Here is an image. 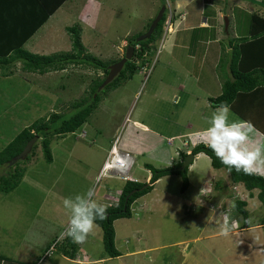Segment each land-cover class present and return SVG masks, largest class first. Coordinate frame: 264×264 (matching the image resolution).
Masks as SVG:
<instances>
[{
	"label": "rangeland",
	"instance_id": "rangeland-1",
	"mask_svg": "<svg viewBox=\"0 0 264 264\" xmlns=\"http://www.w3.org/2000/svg\"><path fill=\"white\" fill-rule=\"evenodd\" d=\"M164 1L167 12L163 32L157 40L150 43L152 44L150 52L143 57L146 59L143 60L145 65L141 67L142 58L133 59L140 69L130 78L122 81L118 87L103 90L97 107L80 128L73 133L52 137L49 144L52 154L50 162L45 161L39 141H35L38 142L37 147L34 148L33 154L29 155V160L25 165L23 162L18 164L25 170L18 185L7 193L0 192V258L4 259L5 264H52L51 261H54L60 253L64 254L60 242L56 243V250L52 255L42 258L46 248L59 238L66 228L68 216L63 208V198L83 193L91 187L95 191L94 198L101 191L107 195L97 202L105 203L101 201H105L106 197L108 200L115 199L117 195L113 192L121 188L120 178L109 174L98 177L100 165L113 140L121 150L127 147L125 149L133 156L137 154L136 164L130 175L140 179V182H143L145 175L144 162L168 165L172 163L170 157L179 160L176 152H186L188 147L191 149L196 137L171 136L180 129L187 131L188 124L196 128L206 123L214 108L209 104L207 109L203 107L207 103L204 87L209 83L211 87L209 91L215 94L219 93L217 85L220 87L221 84L211 85L209 81L206 82L207 78H201V84L197 83L201 90H196L194 86L189 88L192 83L185 80L186 90L177 92L178 89L174 84L184 78L191 81V73L195 67L192 63L194 60L190 59L189 49L192 50L194 46L203 52V55L194 52V56L198 55V62L200 57L203 58L202 66L198 71L205 72L206 68L209 70L214 67L216 72L214 80H220L224 75V66L222 64L217 66L219 53L224 51L220 56L225 60L228 57V50L226 49V53L223 46L226 48L233 37L245 33L250 14L256 13L261 20H264V6L261 0ZM162 2L163 0H69L66 2L70 3L69 9L59 14L64 18L52 19L50 27H45L41 32V37L48 42L42 54L52 55L60 51H69L72 47L70 36L60 27L80 24L81 42L86 48V53L112 64V60L124 55L128 46H133L128 38L145 31L147 22L156 16L163 5ZM75 3L77 4L73 6ZM84 14L90 18L81 22L79 17ZM204 16H208L209 20L202 26H209L210 30L206 34H203L205 31L203 33L192 31L191 28L197 26ZM178 18H181L180 23ZM197 32L201 42L198 40L190 44L188 42L190 36L192 34L196 36ZM174 39L175 41L178 39L177 45L185 46L169 47L170 43L174 44ZM235 43L234 40L233 47ZM55 46L56 49H53ZM24 47L31 49V43L25 44ZM34 47L37 51L40 45ZM229 55L231 56V53ZM186 65L188 68L185 67ZM102 76L101 69L85 64H72L63 70L38 74L24 70L22 61L17 59L0 68V150L23 127L42 116L45 117L51 111H59L65 118L70 117L76 112V109L72 108V103L84 95L87 96L93 81ZM189 91L193 92V95H189ZM175 93L181 95L179 105L171 104ZM134 119L147 124L150 128L158 129V134L136 126L133 124ZM171 142L173 143L169 144ZM182 142H188L189 146H184ZM16 162L0 167V175L7 176ZM191 163L192 160L189 164ZM211 168L214 169L208 159L198 157L191 169L189 168V186L184 191H181V176H167L163 177L153 191L133 203L137 205L143 199H149L152 207L156 208L154 209L156 214L158 215L157 211L162 214L158 221L160 223L157 237L152 236L151 241L157 242V239H160L169 243V239H175L177 235L185 237L196 233L195 226L191 225V219H194L191 212L198 205L187 204L181 212L178 206L174 209L169 208L168 205L164 207L163 201L159 204L154 197L156 195L164 198L168 192L172 195L177 193L178 196L179 191L182 192V198L189 194L194 196L195 181L198 180L195 176L207 175ZM218 172L222 175V180L227 178L224 169L221 168ZM191 176L195 179L192 180ZM217 179L219 187L216 189L220 191L226 188L222 180ZM228 180L230 181V178ZM198 185L199 187L203 185L202 188L208 187V181L205 180ZM236 197L245 200L248 196L236 195ZM203 198L207 197L201 194V199ZM248 201L250 206L248 218H252L249 225H252L262 217L264 206L256 197ZM209 211L210 209H207L204 212L208 215ZM188 218L190 221L184 231L181 229L182 225L176 222L181 220L185 222ZM114 228V245L123 253L125 249L123 241H119L117 236L120 231L121 234L124 232L121 228H125V225L119 227L115 225ZM147 232L145 231L144 234ZM263 232L264 229H251L247 237L258 241L259 236L264 237ZM233 238L234 236L230 234L228 237H215L207 243L221 248V254L242 251L246 254V259L240 260L238 264H251L257 249L243 242L233 243ZM97 248H100V252H104L101 241ZM163 252L170 261L177 262L181 258V254H178L174 247L160 250L161 254ZM135 259L140 261V258L135 256H119L103 264H134Z\"/></svg>",
	"mask_w": 264,
	"mask_h": 264
},
{
	"label": "crops",
	"instance_id": "crops-1",
	"mask_svg": "<svg viewBox=\"0 0 264 264\" xmlns=\"http://www.w3.org/2000/svg\"><path fill=\"white\" fill-rule=\"evenodd\" d=\"M17 1L19 4L23 2V0H17ZM54 1L55 0H53L49 3V5L53 6L54 9L51 13H49L46 16L47 19L42 21L38 27H35L34 29H27L25 33H22V30L18 31V29H19L18 27L14 28L15 26L9 24L8 22H7L8 23L7 25H3L4 24V21H3L2 22L3 26H0V48L3 46V45H1V43L4 42L5 40L9 39V41H10V40H12L13 37H15V38L21 37V38H18L19 42L16 40H13V42L14 43L17 42L18 44H16V45H21L27 51L30 50L29 52L32 51V53L45 55L42 53L45 52L44 50L48 46V42L41 37V32L43 31V29L45 27L46 28L50 27V22L52 21V19L59 18L60 20H62L64 17H62L59 14L61 12H63L64 10L69 9V4H70V3H66L69 0H64L60 4H58L57 7H54V5L57 4ZM76 4L77 3H75L73 6H75ZM41 5L45 6L46 4H41ZM64 5H66V6L63 8ZM20 11H21L20 13L16 12L17 15H14V14L12 15V16H16L14 18V20L15 19H22L24 21H33L37 17H39L40 15H42L44 13L43 7L42 8L37 7L35 9L24 11V4H23V7ZM25 13H27V14H25ZM88 18H90V16H87L84 14V15H81L79 17V20L81 22H85L86 19H88ZM180 19L181 18L177 19V20H179V23L181 21ZM208 20H209L208 16H204L201 19V21L198 23L197 26H195L194 28L190 27L191 30L192 31L197 30L199 33H203L205 31L203 34H206L207 31L210 30V29H208L210 27L209 26H202V25L204 22H207ZM208 24H209V22H208ZM179 25H181V24H179ZM69 27H70L69 25L62 26V27H60V29H62L63 32L66 35H68L69 34V32H68ZM79 27H80V33H81L82 27L80 24H79ZM198 32L196 33V36H193V34L190 36V39L188 41L190 44L192 42L193 43L198 42V40H200V42H201V39H199L197 37ZM193 33H195V32H193ZM175 34H176V31H175ZM174 41H175V39H174ZM176 41H178V39H176ZM176 41L174 42V44L170 43L169 47L170 46L179 47L181 44L177 45ZM215 41L218 42L219 39H217V40L215 39ZM29 42L31 43V49L32 50L26 49L24 47V45L29 43ZM34 45H40V47L37 49V51H36V48L34 47ZM181 46H185V45L183 44ZM226 46H227L226 48L224 46H223V48H224L226 53H227L226 49L228 50L227 60L223 59L220 56L221 54L223 55V53H224V51H222L221 53H219L220 59L218 60V64H217V66L220 64H222L224 66L223 67L224 68V75H223V78L220 80H218V79L214 80V74L216 73L214 70V67L210 68L209 70L206 68L205 72H203V71L199 72L198 69H200V67L202 66V63H203L202 59L203 58L200 57V60L198 62L197 61L198 55L194 56V54H195L194 52L196 51V53L199 55L200 54L203 55V52H201L199 50V48L198 49L194 48V46H193L192 50L189 49L190 50L189 51L190 59L194 60V62H192V63L195 67L191 73V77H190L191 81H188L186 78H184V79L178 80L174 84L175 87L178 89L177 92L182 91V90L183 91L186 90L187 86L185 84V80L187 82L192 83V85L190 84L189 88H192V86H194V88L196 90H201L197 86V83L201 82L200 81L201 78H207L206 82L209 81L211 83V85L212 84L217 85V83H220L222 85V83L230 77V69H229L230 45H229V43ZM56 47L57 46H55L53 49H56ZM222 60L224 62H221ZM185 67L188 68L187 65ZM194 72H195V75L193 76ZM33 73H35V72H33ZM259 75L261 76V72L259 73ZM209 77H210V79H209ZM210 88L211 87H210L209 83H206V87H204V92H205V96L207 97V103L205 106H203L204 109H207L208 104L210 105V107L214 108L211 101H209V98L216 97L221 92V86L218 87V85H217L219 93H215V94H213L209 91ZM199 94H201V93H199ZM189 95H193V92L189 91ZM180 98H181V95L180 94L176 95V93H175V96L173 95V97H172L173 102H171V104L179 105ZM234 106L237 109L236 111L231 110V112L234 114V117H239L242 120L250 121L254 125L255 129L257 130V134H256L255 138L257 140L264 141V135L261 132V130L264 128V84L261 87L255 88L253 94H245V95L239 96V98L235 101ZM133 124L143 128L144 130L151 131L154 134H158V132H159V131H157L158 129L150 128L147 124H145L139 120H136V119L133 120ZM202 125L203 126H197L196 128H194V125L188 124V128H187L188 130L187 131L186 130L183 131L180 129L174 136H171V137H185V136L196 137L194 139L195 141L192 144V146H194L195 144L201 142V138L198 137L197 135H195V133L206 128L207 123H202ZM172 143L173 142H171L169 144H172ZM182 143L184 146H189L188 142H182ZM125 148L127 149V147H125ZM125 148L123 147L122 149H124V151H127ZM190 151H191V149H190V147H188L186 152H184V151L176 152V154H178V156H179V160H176L175 157H170V160L172 163L171 164L168 163V165H167V163H158L159 165L158 164L154 165V164H151L149 162H144L143 165L145 163H149L156 168H163V167L172 166V165L176 164L177 162L182 161L183 158H185V157H183V155L190 153ZM135 156H133V164L131 166L130 172L133 169V166L136 164V157ZM198 157L206 158L211 163L210 158L206 154L205 155H198V154L194 155L193 159H192V163L187 167L188 168V170H187L188 178L190 176V174L188 173L190 171L189 168L191 169V167L195 163V160ZM219 169H221V168H218V169L214 168L212 170H209L207 175L201 176V174H197L195 176V177H197L198 180L195 181L196 193L194 194V196H190L191 194H189L188 196H185L184 198H182L181 197L182 192L179 191L180 193L178 196H177V193L172 195L170 192H168L167 195L164 196V198L160 197V196H156V195L154 197V200L157 201V203L159 202V204L161 203V201H163L164 207H166L168 205L169 208L171 207L174 209V207L178 206V208L181 209V212H182L183 207L186 208L187 204H190V203L193 204L194 203L195 205H198V207L195 206L194 211L191 212V215L194 218V219H191V225L195 226V228H196L195 234L187 235L185 237H180L179 235H177L175 239H169V243H165L164 241H161L160 239H157V242L151 241L152 236L157 237L156 236V234L158 233L157 229L159 228V223H160V222L158 223V221L162 217V214L160 215L159 211L156 210L158 213V215H157L155 210H154L156 208L152 207V205L149 203L151 201L149 199L145 198V199H143V201L141 203L139 202L137 205L133 204L131 206V210H133L131 217H129V218H127V217L118 218V219H115L113 221V227L115 225L117 227H119V225H122V224L125 225V228H121L124 232L121 234V231H120L118 233V236H117L119 241H123V245H124L125 249H124L123 253L119 252V255L115 256V257L135 256L136 258H140V261L138 259H135L134 264H148V263L149 264H238L240 262V260L246 259V254L242 253V251H238V252L234 251L233 253L229 252V253L221 254V252H220L221 248H217L216 246H214L212 244L210 246L207 243L208 241H210L211 239H213L215 237H221V235L218 234L217 225L223 221L225 213H227L234 220L240 219V217H242L241 215H239L237 213V211L234 208H231V204L234 202L235 198H239V197H236V195H242V196L247 195L248 196L244 201L246 202L245 208L249 214L250 213V208H249L250 206H249L248 200L253 199L255 197L257 198V192H258L257 189H256L257 191H255V189H254L250 193V191H248L244 188L242 183H234V182L229 181L228 180L229 174L226 170H225L226 171L225 177H227V178H225V180H222L221 179L222 175H219V172H218ZM144 170H145V175H143L144 176L143 182L144 181L147 182L150 179L151 171L147 167H145ZM130 172H129V175H130ZM167 176L173 177V176H179V175L167 174L166 176L165 175L161 176L160 178H158L154 182L153 188L151 191H153L156 187H158V184L162 181L163 177H167ZM115 177H117V176H115ZM191 177H192L191 178L192 180L195 179V178H193V176H191ZM129 178L132 180L138 179V178H134L131 175L129 176ZM217 178H220L222 180V182L226 185V188H224L223 190L220 189V191H218V189H216L217 187H219ZM120 180H121V182L119 185H120V187H122L125 180L122 178H120ZM138 180H140V179H138ZM205 180L208 181V187L202 188L203 185L201 187H199L198 184L203 183ZM188 186H189V184H188ZM240 187H242L243 190L240 189ZM120 189L114 190L113 193H115L118 196L120 193ZM202 189H204V191L201 193ZM110 192H112V191H110ZM149 193L150 192L144 194L141 197L144 198L145 195H147ZM99 194L95 198L98 201H100L101 198H103L104 196H107L102 191ZM201 194H204L207 198L201 199ZM117 196L114 197L115 199H113V200H108L106 197V200L101 201V202H105V203H102L104 206L111 205L112 201H114V200L116 201ZM141 197H139L136 201L142 199ZM153 202H152V204H153ZM133 208H135V209H133ZM207 209H210V211L208 212V215L204 212ZM213 209H215V211L212 213ZM263 214H264V212H263ZM263 214H262V216H263ZM195 215H197V216H195ZM182 216H183V213H182ZM189 221H190V218H188L185 222H183L181 220L180 222L178 221L176 223L182 225L181 229L185 231V228L189 224ZM96 227L97 228H94V230L88 235V237L86 238V240L82 244H77V243H74L72 241H70L71 244L69 241H68V243H66L67 245L65 244L66 249H69V250H72L74 248V246L72 247V245H75L74 255L72 257L66 256L65 254L60 253L59 256L54 261H51L52 264H103L105 261H109L111 258H115V257L108 256L105 250H104V252H100L101 251L100 248L96 249L97 246H100V241L102 242V230L99 227V225H97V224H96ZM256 228L264 229V224H261V221L259 220L258 222L254 223L252 225H247V224L243 223V220H241L240 227L238 229L233 230L231 235L234 236L233 243H236V241L237 242H243V244L252 245L254 247V249H257V254H256V256H255V258L251 264H264V237L259 236L258 241H254L253 239L248 238L249 237L248 231L251 229H256ZM145 231L146 232L148 231V232L144 234ZM247 235H248V237H247ZM255 240H257V239H255ZM114 242H115V228H114ZM244 242H246V243H244ZM220 246H222V245L220 244ZM167 247H174L178 251V254H181V258L177 262H173V261L168 260L167 257L165 256V254H166L165 252H163V254L160 253V250H163V249L166 250ZM0 259H1L0 264H5V261H3L4 259H2V258H0ZM11 264H20V263H11ZM23 264H25V263H23ZM125 264H127V263H125ZM131 264H133V263H131Z\"/></svg>",
	"mask_w": 264,
	"mask_h": 264
},
{
	"label": "trees",
	"instance_id": "trees-1",
	"mask_svg": "<svg viewBox=\"0 0 264 264\" xmlns=\"http://www.w3.org/2000/svg\"><path fill=\"white\" fill-rule=\"evenodd\" d=\"M51 1L53 0H23V2L19 4L17 0H0V26L7 25L9 23L15 26L14 28L18 27V31L22 30V33H25L27 29H34L35 27H38L42 21L47 19L46 16L53 11V6L49 5ZM62 1L64 0H55L54 2L57 4L54 5V7H57V5ZM162 3L165 5L164 0ZM23 4L24 11L35 9L37 7H43L44 13L33 21H24L22 19L14 20L16 16L12 15H17L16 12L20 13ZM41 4L46 5L43 6ZM261 4L264 6V0H261ZM166 12L167 10L165 7L160 21L149 38L136 41V37L148 29L154 17L147 22L145 31L139 32L128 38L129 43L134 46V52L131 59L127 60L117 76H115L112 81L106 84L104 88L99 91L98 87L105 79L108 73V65L110 63L90 53H86V48L81 42L79 25H73L68 28L72 46L71 49L69 51H60L59 53H54L52 55L32 53L25 50L21 45H16L18 43H14L13 40L18 41V38L21 37H13L10 41L7 39L2 42L1 45L3 46L0 48V68H3L9 62L12 63L17 59L22 61L24 70L38 74H43L52 70H63L68 65L72 64H85L91 65L96 69H101L103 71V76L100 79L93 81L92 86L90 87V92L87 93V96L84 95L82 98L72 103V108H75L76 112L70 117L65 118L63 117V113L59 111H52L48 115H45V117L42 116L34 120L18 131L0 150V167L9 166L10 159L21 152L26 142L34 135L38 136L37 140L41 146L43 158L46 162H50L52 160V154L49 144L52 137L73 133L80 128L97 107L99 101L101 100V92H103V90L118 87L122 81L130 78L140 69L139 66L135 64L133 59L136 60L137 58H142V61L146 60L143 57L146 53L150 52V47L152 46L150 43L157 40L163 32ZM248 18V27L245 33L240 36L233 37L231 42H228L231 49L229 52V54L231 53L229 64L230 77L222 83L221 93L216 97L209 98L214 107L221 102L227 101L231 110L236 111L237 109L235 108L234 103L239 96L253 94L255 88L261 87L264 84V20H261L256 13L250 14ZM3 21L4 24L2 25ZM234 40L236 43L233 47L232 43ZM121 57L116 60H112L111 63L118 61ZM143 65H145L144 61L141 63V67ZM260 72L261 76L259 75ZM2 74L5 76L7 75V73ZM261 132L264 135V128ZM37 143L35 142L33 144L30 152L24 159H19L16 162L13 170L8 171L7 176L0 175V192L7 193L18 185L25 171L24 167H21L18 164L23 162V165H25V162H27L33 154L34 148L37 147ZM190 152L193 155L205 153L210 158L213 168H222L226 170L229 174L231 182L242 183L244 188L250 191V193L252 190L257 189V198L264 206V177L258 175H244L243 173H237L235 169L229 172L228 169L216 159L211 150L208 149L202 142L192 146ZM185 155L186 154H184L183 157ZM181 163L182 162L179 161L173 166L165 168H156L149 163H145L144 166L151 171V177L148 182L127 180L123 183L116 201L114 200L111 205L105 206L107 209L106 219H97L96 221V224L99 225L102 230V243L108 256L115 257L119 255V251L114 245L113 221L118 218L131 217V206L133 203L139 197L150 192L153 188L154 182L158 178L167 174H177L182 178L181 191H184L188 187V168L185 167L183 171H178L176 169L181 165ZM234 203L236 205L234 209L237 213L244 218H248V211L245 208L246 202L240 198H235ZM260 221L261 224H264V214ZM68 241L70 242L71 240L66 238L63 242L61 241L62 248L64 249V254L66 256L72 257L75 245H72V247L74 246L72 250L66 249L65 246Z\"/></svg>",
	"mask_w": 264,
	"mask_h": 264
},
{
	"label": "clouds",
	"instance_id": "clouds-1",
	"mask_svg": "<svg viewBox=\"0 0 264 264\" xmlns=\"http://www.w3.org/2000/svg\"><path fill=\"white\" fill-rule=\"evenodd\" d=\"M206 123L207 127L195 133V135L201 138V142L211 150L216 159L229 172L235 169L237 173H243L244 175L264 177V141L255 138L257 130L250 121L234 117L229 103L224 101L214 107ZM113 146H115L117 152L115 159L114 152L111 151ZM122 153L127 154V156H123ZM187 154H191V152ZM198 155H205V153H198ZM125 158H129V164L126 167L124 166ZM132 164V154L121 150L113 140L101 163L98 177L109 174L122 178L125 181H139L129 178ZM203 191L204 189H202L201 193ZM94 197L95 191L90 187L83 193L63 198L62 204L68 220L65 232L63 233L65 238L62 242L66 238H69L74 243L82 244L96 227L97 219H106V207L97 202ZM235 207L236 205L233 202L231 208ZM214 211L215 209L212 210V213ZM241 220L247 225L252 222L251 217H241L234 220L225 213L223 221L217 225L218 234L228 237L233 230L240 227Z\"/></svg>",
	"mask_w": 264,
	"mask_h": 264
},
{
	"label": "water",
	"instance_id": "water-1",
	"mask_svg": "<svg viewBox=\"0 0 264 264\" xmlns=\"http://www.w3.org/2000/svg\"><path fill=\"white\" fill-rule=\"evenodd\" d=\"M165 7H166L165 5L161 6L160 10L158 11L156 16L153 18L152 22L150 23L148 29L145 32L141 33L139 36H137L136 41L145 40L151 36V34L153 33L155 27L157 26L158 22L160 21L162 15H163ZM225 27H227V20H225ZM133 52H134V47L128 46L125 50L123 57H121L118 61H116V62H114L108 66V73H107L105 79L99 85L98 91L103 89L106 84H108L110 81H112V79L115 76H117V74L120 72V70L122 69L125 62L127 60L131 59ZM37 137H38L37 135H34L32 138H30L26 142V144L23 147V149L21 150V152H19L17 155H15L13 158L10 159L9 164L15 163L19 159H24L27 156V154L30 152L34 142L37 140ZM192 159H193V154L192 153L187 154L185 156L183 162L181 163V165L179 167H177L176 169L178 171H183L185 169V167L188 166V164L191 162Z\"/></svg>",
	"mask_w": 264,
	"mask_h": 264
},
{
	"label": "built area",
	"instance_id": "built-area-1",
	"mask_svg": "<svg viewBox=\"0 0 264 264\" xmlns=\"http://www.w3.org/2000/svg\"><path fill=\"white\" fill-rule=\"evenodd\" d=\"M112 152H114V159H115V156H116V150H115V146H113ZM123 156H127V154L125 153H122ZM67 226V225H66ZM66 229V228H65ZM65 232V230H64ZM63 232V233H64ZM63 233L61 234V236L59 238H57L53 243H51L47 248L46 250L44 251L43 255H42V258H45V257H48L49 255H52L53 252L56 250V243H60L64 238L65 236L63 235ZM41 258V259H42Z\"/></svg>",
	"mask_w": 264,
	"mask_h": 264
},
{
	"label": "bare ground",
	"instance_id": "bare-ground-1",
	"mask_svg": "<svg viewBox=\"0 0 264 264\" xmlns=\"http://www.w3.org/2000/svg\"><path fill=\"white\" fill-rule=\"evenodd\" d=\"M128 164H129V158H127V159L125 158V165L124 166L126 167Z\"/></svg>",
	"mask_w": 264,
	"mask_h": 264
}]
</instances>
